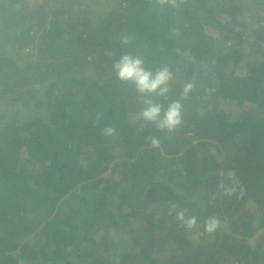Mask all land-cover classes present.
Segmentation results:
<instances>
[{
	"label": "trees",
	"instance_id": "obj_1",
	"mask_svg": "<svg viewBox=\"0 0 264 264\" xmlns=\"http://www.w3.org/2000/svg\"><path fill=\"white\" fill-rule=\"evenodd\" d=\"M124 53L170 66L165 106L195 83L175 132L139 118ZM0 264H264V0H0Z\"/></svg>",
	"mask_w": 264,
	"mask_h": 264
},
{
	"label": "clouds",
	"instance_id": "obj_2",
	"mask_svg": "<svg viewBox=\"0 0 264 264\" xmlns=\"http://www.w3.org/2000/svg\"><path fill=\"white\" fill-rule=\"evenodd\" d=\"M184 0H155L158 5H168L179 7ZM122 42L129 43V38L124 37ZM112 55V53H108ZM118 80L125 83H131L135 86L139 94L142 105L139 118L151 125H154L159 131L171 134L175 132L183 123V100H186L189 94L196 87L193 81L184 83L180 99H172L165 106L159 101L161 97H167L171 82L174 79V73L170 66L162 65L155 70L145 67L143 57L132 55L131 53L121 54L112 65ZM117 134L114 126L107 125L102 129V135L113 137ZM150 149L161 148V138L151 135L147 138ZM243 195L242 185H238V180L234 170L224 173L218 180L217 188L224 197H232L237 194ZM175 219L185 230H194L203 227V230L212 234L221 227V221L218 216H210L201 221L196 215L188 214L185 209L175 207Z\"/></svg>",
	"mask_w": 264,
	"mask_h": 264
},
{
	"label": "rangeland",
	"instance_id": "obj_3",
	"mask_svg": "<svg viewBox=\"0 0 264 264\" xmlns=\"http://www.w3.org/2000/svg\"><path fill=\"white\" fill-rule=\"evenodd\" d=\"M19 108V107H18ZM20 111L22 112L23 111V109H20Z\"/></svg>",
	"mask_w": 264,
	"mask_h": 264
}]
</instances>
